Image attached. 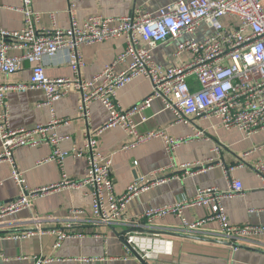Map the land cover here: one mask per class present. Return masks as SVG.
<instances>
[{
	"label": "built area",
	"instance_id": "1",
	"mask_svg": "<svg viewBox=\"0 0 264 264\" xmlns=\"http://www.w3.org/2000/svg\"><path fill=\"white\" fill-rule=\"evenodd\" d=\"M16 10L22 15L21 28L14 31L0 29V163L10 165V179L19 188V195L0 205V220L25 210L33 196L45 192L26 189L14 161V152L22 147H51V155L43 162H55L60 168L61 180L54 188L86 190L91 200L92 218L106 226L123 218L126 205L134 196L167 179L164 170L159 169L136 178L123 194L116 195L111 157L102 155L97 149L100 131L86 133L80 148L72 149L69 154L63 152L60 145L69 138L60 137L55 131L70 120L56 118L53 104L71 91L80 94L78 116L86 122L90 119L91 104L99 102L108 113L105 128L116 126L132 136L131 147L161 139L170 155L179 145L199 138L201 133L180 138L170 137L163 131L138 133L132 118L147 109L152 100H159L177 124L187 123L191 118L213 119L217 127L235 129L245 136L264 130V6L260 0H174L155 13L136 12L116 19L96 15L81 23L69 9L67 28L56 27L54 13L35 11L33 0H19ZM44 16L52 28H37ZM114 39L124 41V50L91 80L83 79L81 70L85 63L81 48ZM169 43L175 45L174 62L157 63L153 51ZM12 51H18V54L11 55ZM60 52L65 53L72 75L50 79L45 75L43 61ZM23 62L31 66V81L28 84H3L2 76L13 75ZM139 76L151 83V94L141 103L124 109L116 100V92ZM30 89L43 91L44 100L37 107L48 108L51 120L29 129L12 128L6 103L8 93ZM213 151L218 152V148ZM67 156L85 160V178L71 180L66 176L63 160ZM192 168L187 164L177 167L186 174ZM252 169L264 189V163L256 161ZM232 171L233 168H223L228 186L224 192L214 187L197 189L190 200L151 208L137 216L133 221L139 228L125 235L126 252H135L141 259L156 256L158 252L154 248L160 241L158 236L150 238L143 235L141 229H151L167 217L177 218L181 229L188 234L199 232L205 221H214L218 224L214 239L232 246L263 237L264 227L234 226L228 221L221 201L243 192L241 183L231 177ZM195 206L209 208L210 216L202 222H187L184 210ZM70 226L68 223L67 228ZM71 236L69 231H58L55 247L59 248ZM13 238H25V235ZM163 244L166 253L169 243L163 241ZM0 259L6 260L1 254ZM34 259L35 264L47 262Z\"/></svg>",
	"mask_w": 264,
	"mask_h": 264
},
{
	"label": "crops",
	"instance_id": "2",
	"mask_svg": "<svg viewBox=\"0 0 264 264\" xmlns=\"http://www.w3.org/2000/svg\"><path fill=\"white\" fill-rule=\"evenodd\" d=\"M173 1L33 0V8L39 13H54L56 27L67 28L70 24L69 9L81 23L96 15L116 19L136 12L155 13ZM260 1L264 6V0ZM18 6L19 0H0V29L14 31L21 28L22 15L16 10ZM37 28L50 29L52 25L44 16ZM124 47L121 39L82 47L85 63L81 70L82 78L91 80L105 65L113 62ZM174 48L171 43L158 46L153 51V59L159 64L174 62ZM10 54L16 55L18 51ZM43 63L45 75L50 79L70 78L72 75L63 52L46 58ZM30 81L31 66L28 62H23L13 75L2 76L5 85L28 84ZM150 94L151 83L139 76L116 92V100L122 108L128 109ZM43 100L44 93L39 89L9 92L6 103L11 127L29 129L50 122L49 109L37 107ZM79 104L80 94L76 91L69 92L53 104L56 118L70 120L55 131L58 136L69 138L60 145L63 152L69 154L72 149L80 148L86 133L100 131L97 149L102 155L111 157L116 195L123 194L136 178L159 169L164 170L163 175L167 179L134 196L126 205L123 218L106 226L92 218L91 200L86 190L54 188L61 180L60 168L55 162H43L51 155V147L40 145L17 149L14 161L26 189L45 192L33 196L25 210L0 220V254L6 259H0V264H35L34 258L47 260L44 264H264V236L241 245L243 248L224 244L227 242L214 239L217 238L218 224L205 221L211 212L202 206L184 210L187 222L205 221L196 234L184 232L177 218L167 217L151 229H141L143 235L150 238L158 236L160 241L154 248L158 252L156 256L141 259L135 252L128 254L125 250L126 233L139 228L133 220L146 210L190 200L201 188L214 187L221 192L226 191L228 186L223 168H233L231 177L238 180L243 189L242 194L221 201L229 223L264 227V189L252 169L256 161L264 163V148H261L264 146V130L245 136L235 129L217 127L213 119L191 118L187 123L177 124L159 100H152L147 109L132 118L138 133L163 131L174 138L201 133L199 138L179 145L170 155L161 139L131 147L134 142L132 136L116 126L105 128L108 113L99 102L91 104L90 119L86 122L78 116ZM215 148L218 152L213 151ZM196 163L201 165L194 166ZM181 164L192 165L193 168L188 169L189 174L177 169ZM63 171L71 180H82L86 176V162L67 156L63 160ZM10 173V165L0 163V205L19 195V188L10 179ZM68 223L70 228H67ZM58 231H69L72 236L56 248ZM15 235H25V238L14 239ZM185 235L211 241L181 237ZM163 241L169 243L166 253Z\"/></svg>",
	"mask_w": 264,
	"mask_h": 264
},
{
	"label": "water",
	"instance_id": "3",
	"mask_svg": "<svg viewBox=\"0 0 264 264\" xmlns=\"http://www.w3.org/2000/svg\"><path fill=\"white\" fill-rule=\"evenodd\" d=\"M181 237L194 239V240L211 241V240H208V239H200L199 237H193V236H190V235H185V236H181ZM220 243H222V242H220ZM224 244H229V243L227 242V243H224ZM233 247L234 248H243L241 245H234Z\"/></svg>",
	"mask_w": 264,
	"mask_h": 264
}]
</instances>
